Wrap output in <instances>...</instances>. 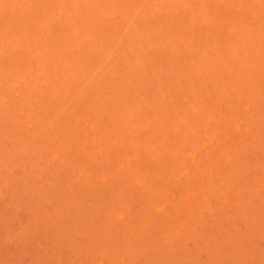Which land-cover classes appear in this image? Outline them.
<instances>
[{
    "label": "rangeland",
    "instance_id": "374dc122",
    "mask_svg": "<svg viewBox=\"0 0 264 264\" xmlns=\"http://www.w3.org/2000/svg\"><path fill=\"white\" fill-rule=\"evenodd\" d=\"M0 264H264V0H0Z\"/></svg>",
    "mask_w": 264,
    "mask_h": 264
}]
</instances>
